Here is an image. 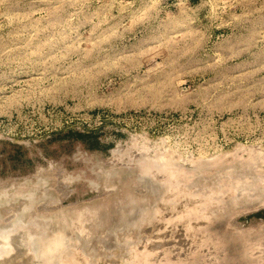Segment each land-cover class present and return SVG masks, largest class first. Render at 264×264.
Masks as SVG:
<instances>
[{
	"label": "rangeland",
	"instance_id": "obj_1",
	"mask_svg": "<svg viewBox=\"0 0 264 264\" xmlns=\"http://www.w3.org/2000/svg\"><path fill=\"white\" fill-rule=\"evenodd\" d=\"M0 264H264V0H0Z\"/></svg>",
	"mask_w": 264,
	"mask_h": 264
}]
</instances>
